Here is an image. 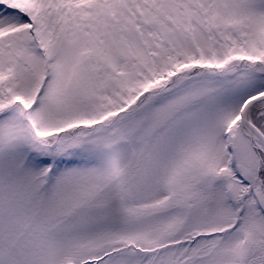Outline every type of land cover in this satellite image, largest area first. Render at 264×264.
I'll return each instance as SVG.
<instances>
[{
	"label": "snow or ice",
	"instance_id": "obj_1",
	"mask_svg": "<svg viewBox=\"0 0 264 264\" xmlns=\"http://www.w3.org/2000/svg\"><path fill=\"white\" fill-rule=\"evenodd\" d=\"M0 264H264V0H0Z\"/></svg>",
	"mask_w": 264,
	"mask_h": 264
}]
</instances>
